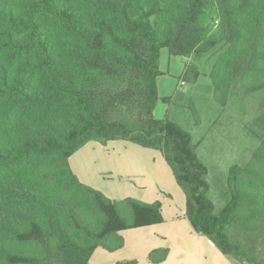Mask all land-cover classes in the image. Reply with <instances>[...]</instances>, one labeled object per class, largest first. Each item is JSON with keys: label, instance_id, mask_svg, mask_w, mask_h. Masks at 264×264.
<instances>
[{"label": "trees", "instance_id": "1", "mask_svg": "<svg viewBox=\"0 0 264 264\" xmlns=\"http://www.w3.org/2000/svg\"><path fill=\"white\" fill-rule=\"evenodd\" d=\"M205 39V50L228 44L211 75L215 99L226 103L245 66L243 85L264 101V0H0V264L46 260V237L61 264H91L96 248L124 246L123 230L163 221L161 202L113 200L71 169L85 144L112 140L161 151L193 229L238 264H264V143L230 168L217 210L192 134L154 116L161 49L188 58ZM198 75L188 61L185 80Z\"/></svg>", "mask_w": 264, "mask_h": 264}, {"label": "crops", "instance_id": "2", "mask_svg": "<svg viewBox=\"0 0 264 264\" xmlns=\"http://www.w3.org/2000/svg\"><path fill=\"white\" fill-rule=\"evenodd\" d=\"M188 61L167 47L161 49L157 77L161 99L154 110L156 119L169 117L170 105L165 99L177 96L179 86L188 82L184 78ZM69 163L81 182L113 200L161 202L162 222L123 230L124 246L115 251L96 248L91 264L128 259H137L139 264H238L193 229L186 213V194L161 151L125 140L106 144L91 141L75 152ZM158 248H169V255L160 263H152L149 254Z\"/></svg>", "mask_w": 264, "mask_h": 264}, {"label": "rangeland", "instance_id": "3", "mask_svg": "<svg viewBox=\"0 0 264 264\" xmlns=\"http://www.w3.org/2000/svg\"><path fill=\"white\" fill-rule=\"evenodd\" d=\"M217 22H211L212 30ZM207 43L205 39L185 57L198 67L196 82L181 84L180 93L165 99V103L170 105L167 118L192 134L197 153L208 168L209 196L221 210L230 199V168L247 164L264 143V101L257 87L243 85L245 66L235 68L226 103L215 99L211 75L228 44L221 42L205 50ZM43 242L47 258L37 264H61L56 241L46 237Z\"/></svg>", "mask_w": 264, "mask_h": 264}, {"label": "built area", "instance_id": "4", "mask_svg": "<svg viewBox=\"0 0 264 264\" xmlns=\"http://www.w3.org/2000/svg\"><path fill=\"white\" fill-rule=\"evenodd\" d=\"M212 242V241H211ZM213 243V242H212ZM214 244V243H213Z\"/></svg>", "mask_w": 264, "mask_h": 264}]
</instances>
